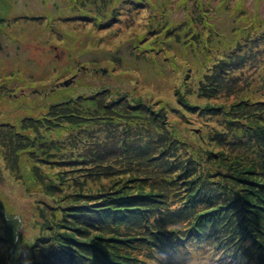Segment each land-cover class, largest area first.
Here are the masks:
<instances>
[{
  "label": "trees",
  "instance_id": "obj_1",
  "mask_svg": "<svg viewBox=\"0 0 264 264\" xmlns=\"http://www.w3.org/2000/svg\"><path fill=\"white\" fill-rule=\"evenodd\" d=\"M144 1L130 0L142 12L147 11L139 7ZM123 2L76 0L79 15L70 19L79 25L95 23L99 33L109 31L130 20L132 10H125ZM91 7L98 11L94 17L86 14ZM162 18L155 14L146 24L144 42L159 46L149 50L165 57L160 47ZM118 37L121 45L131 43L135 58L148 60L133 38L125 40L126 33ZM255 37L254 43L264 47V30ZM260 47L246 49L252 57L214 59L195 90L186 92L177 86L166 103L152 102L135 92L89 86L56 106L34 104L23 128L0 127V168L6 160L20 171V153L26 147L29 154L35 149L33 159L40 164L34 170L26 166L22 175L30 190L36 183L45 189L46 205H38L45 218L43 230L56 235L47 240L48 250L39 248L40 242H30L26 253L18 257L14 253L21 248L15 247L13 263L156 264L159 254L168 257L176 252L173 264H179V252L186 250L188 258L205 251L220 253L235 264H264V101L252 102L240 93L233 101L231 92L241 65L258 55ZM84 70L100 75L99 68ZM193 115L205 119L203 127L183 131L177 126ZM174 117L177 120L172 123ZM78 164L82 165L69 170ZM70 172H79L73 178L75 194L58 196L54 190L63 192ZM79 188L91 192L76 193ZM50 198L53 207L48 206ZM49 207L52 220L61 219L74 228L65 224L59 231L58 224L46 218ZM0 208H4L1 203ZM0 220V233L9 242L4 235L11 234L15 222L2 215ZM99 223L115 236L93 235L91 226L89 238L79 235L78 231L87 233L85 225L99 227ZM13 245L0 247V264H7Z\"/></svg>",
  "mask_w": 264,
  "mask_h": 264
},
{
  "label": "rangeland",
  "instance_id": "obj_2",
  "mask_svg": "<svg viewBox=\"0 0 264 264\" xmlns=\"http://www.w3.org/2000/svg\"><path fill=\"white\" fill-rule=\"evenodd\" d=\"M123 3L125 10H132L130 20L125 19L115 29L99 33L95 30V23L79 25L70 19L79 15V10L75 9L76 0H0V127L7 124L16 130L23 128V121L33 113L34 104L44 103L45 108L56 106L63 98L81 94V90L89 86H97L101 90L106 88L107 92H135L147 96L152 102L166 103L177 86L186 92H191L192 88L195 90L197 80L204 77L214 59L249 55L246 49L261 45L254 43V37L258 30H264V0H145L139 6L147 9L143 12L130 0ZM97 13L91 7L86 14L94 17ZM123 14L127 15L125 11ZM155 14L159 19L163 17L160 34L164 35V39L160 47L165 49V57L149 50L159 46L144 42V28ZM120 33H126L125 40L133 38L142 46L148 60L135 58L131 53V43L121 45L116 39ZM122 37L120 35L118 39ZM256 53L258 55L241 65L237 77L231 82V92L235 94L233 101L237 100L239 93L240 97H249L252 102L264 101V86L261 84H264V47H260ZM85 67L99 68L100 75L95 77L90 70H84ZM103 68H107V72H101ZM74 76L75 81L69 87L59 86ZM187 81H191V84L184 85ZM193 103L203 104L201 100ZM25 105L29 108L24 109ZM176 120L174 117L172 123ZM204 120L193 115L177 126L183 131H191L187 128L203 127ZM7 133L13 135L11 131ZM25 149L20 153L22 161L18 160L20 171L6 160L0 168V203L4 206L0 208V218L2 215L16 225L11 234L4 235L9 242L3 240V231L0 233V240L3 241L0 247L15 244L12 249L9 248L7 264H14V254L19 257L30 242H40L39 248L48 250L46 247L50 246L47 240L56 237L54 233L43 230L45 218L41 215L40 207L46 205L45 189L36 183L35 189L30 190L22 175L26 166L29 165L31 169L35 164H40V161L33 159L35 149L32 154L28 153V147ZM249 149L248 146L246 151ZM80 165L69 167V170ZM40 166L48 171L45 166ZM78 173H68L66 178L69 184L63 192L54 190V193L59 192L58 196L65 197L69 193L75 194L76 181L73 178L79 176ZM78 190L76 193L91 192V189ZM71 198L68 196L67 200ZM47 202L48 206H54L53 199ZM50 207L46 218H50L55 226L58 224L59 231L65 224L74 228L71 223L61 219L52 220ZM99 225H85L87 233L75 232L89 238L86 236H90L88 231L91 226L93 235L115 236V233L109 232L107 225ZM18 246L21 250L13 254ZM203 252L188 258L186 250L181 251L179 264H235L231 258H224L220 253ZM175 253L168 257L159 254L156 264H173L174 257L178 256ZM35 254L42 255L43 252L36 251Z\"/></svg>",
  "mask_w": 264,
  "mask_h": 264
},
{
  "label": "water",
  "instance_id": "obj_3",
  "mask_svg": "<svg viewBox=\"0 0 264 264\" xmlns=\"http://www.w3.org/2000/svg\"><path fill=\"white\" fill-rule=\"evenodd\" d=\"M105 71L107 72V70H105ZM74 81H75V76H74L73 78H71V79H69V80L63 82V83L60 84L59 86H60V87H62V86H64V87H69ZM59 86H58V87H59Z\"/></svg>",
  "mask_w": 264,
  "mask_h": 264
}]
</instances>
